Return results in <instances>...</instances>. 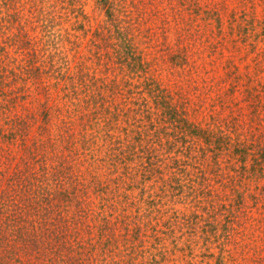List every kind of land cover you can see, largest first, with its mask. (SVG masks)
Wrapping results in <instances>:
<instances>
[{
  "label": "rangeland",
  "instance_id": "obj_1",
  "mask_svg": "<svg viewBox=\"0 0 264 264\" xmlns=\"http://www.w3.org/2000/svg\"><path fill=\"white\" fill-rule=\"evenodd\" d=\"M187 33L209 36L178 44L177 36ZM188 46L200 57L177 61L178 50ZM0 69L6 100L3 107L0 95V202L11 200L18 209L11 218V203L0 204V264L10 250L26 259L17 251L22 242L8 239L7 226L44 237L51 221L58 237L75 245L98 237L92 264H264V0H0ZM148 72L162 87L189 91V100L171 97L190 104L194 123L227 135L225 121L235 114L242 130L250 129L252 135L242 132L241 160L216 169L199 157L191 167L200 175L197 169L209 163L208 195L197 191L191 198L179 183L169 189L155 180L160 169L168 178V163L155 162L143 174L132 169L136 161L116 156L115 137L123 136L115 124L125 129L132 122L127 116L147 111L145 89L132 85ZM77 77L89 83L94 112L70 98L67 87ZM202 93L205 116L196 111ZM212 118L224 125H211ZM209 199L219 206L205 209L201 204ZM218 208L222 215L215 218ZM75 245L71 254L52 248L55 255L44 260L28 253L30 264H65Z\"/></svg>",
  "mask_w": 264,
  "mask_h": 264
},
{
  "label": "trees",
  "instance_id": "obj_2",
  "mask_svg": "<svg viewBox=\"0 0 264 264\" xmlns=\"http://www.w3.org/2000/svg\"><path fill=\"white\" fill-rule=\"evenodd\" d=\"M244 28L247 29H253L252 26H246ZM189 36L188 38L177 36L178 37V44L184 43L186 44L188 41L191 40V43H199L198 41H205L208 35H199L196 33H187ZM231 34V33H230ZM230 34H228L230 36ZM212 39V37H209V39ZM185 39V40H183ZM220 40V44L223 42V38ZM238 39L233 38L231 40L232 44H236L238 42ZM182 40V42H181ZM188 40V41H187ZM208 40V39H207ZM210 42V41H209ZM217 43L216 41L210 42ZM253 43V40L251 41ZM236 47V46H234ZM198 52L195 50H192L191 46H188V48H181L178 50L176 54L177 61L180 59L186 60L187 55L194 56L196 58H199L200 56L197 55ZM176 61V62H177ZM186 67V66H185ZM188 67V66H187ZM1 70V69H0ZM184 73V76L187 78L186 75V69H182ZM149 73V72H148ZM150 72L149 74H146L145 81L139 82L138 84L132 85L133 88H139V89H145L147 100H139L144 101V110L147 109V111L150 110V108L156 109L158 112L155 113L153 116V113H147V111H144L145 114H140L137 112L136 116H131L126 119V122L132 121L131 123H126L123 118V123H126L125 129H123L122 126H118L115 124V127L119 128L118 134H122L123 137L116 136V156L120 157L121 160H127L128 161H136L137 163H133V170H136V172H141L143 174L150 173L151 170H153L152 164L156 162V164H165L168 163V168L172 170V172H169L168 178L165 177V174L162 169L159 171V175H155L154 179L159 180H165V186H168L169 189H175L173 186L176 187V184L178 186H181L182 188L187 189L188 193L187 195L194 197L195 193L199 191L200 195H208V192L211 191L212 186L208 183V180L206 178V171L207 167L209 166V161L212 160V163H214V166H216V169L221 166L223 163L227 162L230 159H233L235 161H239L244 157L245 155V149L243 145V139H242V132L243 133H249V135H252L250 132V129L242 130L244 128L243 123L241 124L240 121L236 119V115L231 116V120H224L225 121V128H227L228 134L223 135L220 128L217 132H212L210 128L207 126L199 125L198 123H194L191 118H189L188 114V104L185 102H180L177 100H172L171 95L173 93L182 96L184 99L189 100L187 97H189V91L181 89V87H178V89L173 88V86L170 84L162 85L155 81L154 77L151 76ZM188 75H190L192 72L187 71ZM85 76L84 79H90L91 77L87 75L86 73L82 74ZM185 78V80H186ZM84 83L83 80H81L80 77H77L76 80H73L70 82L67 88L70 89V98L73 99V104L79 105L80 108L87 111V113L91 111H95L94 107L96 105L95 99L92 98V94L87 93V83ZM8 85V83L6 82ZM114 88H116V92H118L121 95V91L119 89H122V85L115 83ZM3 86H6L5 84ZM169 87H172L171 90H169ZM2 87L0 88V95L2 99V104L6 102V100L3 101L2 95ZM127 91L129 94H132L133 91H130V88ZM79 93H82L83 97L81 98L78 96ZM204 93V92H203ZM200 94V95H203ZM123 94V93H122ZM124 95V94H123ZM122 95V96H123ZM199 95V94H198ZM124 97V96H123ZM136 99V98H135ZM138 99V98H137ZM136 99V100H137ZM207 94L206 97L203 95V98L200 100V106L196 111H202L203 115L206 114L204 111L207 110V103H208ZM8 102V101H7ZM137 102V101H136ZM129 103L124 102L123 105ZM132 104H134V101H132ZM140 106L141 110L143 104L137 103ZM210 105V104H209ZM6 106L3 104V107ZM118 106L115 104V109H117ZM195 109V108H194ZM128 110H131L129 107ZM151 111V110H150ZM195 111V112H196ZM232 111V110H231ZM134 113V112H133ZM132 113V114H133ZM232 114V113H231ZM229 114V115H231ZM208 117V114H207ZM113 119L115 123L121 122V120H118L116 116H113ZM135 122H140L147 126V129L141 130L136 126ZM212 125V123L218 127H220L221 124H223L219 118L211 119L210 122H208ZM166 124V125H164ZM205 125V124H204ZM224 125V124H223ZM44 127V126H43ZM10 126L8 127V129ZM7 129V128H6ZM175 133L170 134L169 132ZM62 132V131H60ZM104 135L110 137L112 134L104 133ZM213 137V140H212ZM227 137V139H226ZM228 141L227 145L226 142ZM246 141V140H245ZM115 140L111 141V144L114 143ZM213 142H215V145H211ZM179 143L181 146H179ZM175 144H177L175 146ZM264 149V148H262ZM109 151H113L112 149H109ZM108 151V152H109ZM198 152L199 155L195 156L192 154V152ZM110 153V152H109ZM125 153L127 155H125ZM264 156L263 153L260 154V156ZM129 156V157H128ZM199 157L202 159L201 164L208 158V162L202 165L200 169H197L198 173L200 175L193 174V164L195 162L199 161ZM197 159V160H196ZM135 166V168H134ZM207 166V167H206ZM196 171V170H195ZM194 171V172H195ZM168 173V172H167ZM193 178V179H192ZM194 179H197L196 181ZM181 180V182H178ZM173 185V186H172ZM171 186V187H169ZM7 187L10 190L14 191L15 184L10 182ZM203 190V193H202ZM205 191V192H204ZM193 192V194H192ZM206 193V194H204ZM211 197V195H209ZM194 199V198H193ZM18 200V198H17ZM11 203V207L8 211L13 214L10 216L11 218L17 214V204L16 206H13V201H1L2 203ZM15 202V200H14ZM16 203V202H15ZM220 203V201H219ZM201 205L205 209L213 208L215 206H219L216 202V200H210L203 202ZM221 205V203H220ZM36 207V206H35ZM43 207V206H42ZM45 208H48V205L44 206ZM41 208V207H40ZM19 217L22 215L19 214ZM212 215L217 218L218 216H221V210L215 209L212 213ZM233 214H226V217H232ZM53 222L47 223V225H44L46 232V236L43 237L44 234L40 233V231L35 232L33 230H19L17 229L18 226H10L11 234L9 231V226H7L8 229V239L12 241H19L22 242V246L17 249L18 253H22L25 255L26 259L21 258L20 256H15V253L10 250V253L8 254V257L5 258L6 262L5 264H30V261L32 257H28V253H33V256L40 257L42 260H44L42 257H52L54 256L55 252L53 253L52 248L56 249V251L63 250L66 253H70L73 251L74 248V242L72 240H62L59 235V231L57 230L56 226L52 224ZM53 226V227H51ZM51 227V228H50ZM50 228V229H49ZM104 231L105 229L100 227L98 235L101 237H104ZM87 235V232H86ZM34 237V238H33ZM62 237V236H61ZM89 237V236H87ZM107 240L109 241V236H106ZM33 238V243L36 246V249L39 248V251L36 253L30 248L29 241L32 243L31 239ZM89 238L88 242H85L84 239L81 241H77V254L75 252L74 255L67 256L63 263L65 264H92V262L88 263V258L93 256L92 254L96 250H100L99 244L101 241L99 239ZM158 240H162L161 237L158 238ZM42 241L44 242V245L42 244ZM6 242L8 240L6 239ZM41 248V249H40ZM103 248V247H102ZM101 248V249H102ZM91 254V251H93ZM75 251V250H74ZM46 252L45 255H42Z\"/></svg>",
  "mask_w": 264,
  "mask_h": 264
}]
</instances>
